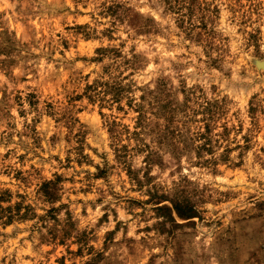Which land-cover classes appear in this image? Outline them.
<instances>
[{
	"label": "rangeland",
	"instance_id": "374dc122",
	"mask_svg": "<svg viewBox=\"0 0 264 264\" xmlns=\"http://www.w3.org/2000/svg\"><path fill=\"white\" fill-rule=\"evenodd\" d=\"M0 264H264V0H0Z\"/></svg>",
	"mask_w": 264,
	"mask_h": 264
}]
</instances>
